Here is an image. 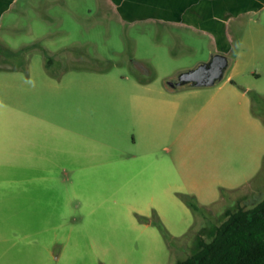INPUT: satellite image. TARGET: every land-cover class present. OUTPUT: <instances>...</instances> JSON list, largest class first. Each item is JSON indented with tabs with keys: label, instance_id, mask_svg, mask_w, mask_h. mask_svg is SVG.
<instances>
[{
	"label": "rangeland",
	"instance_id": "rangeland-1",
	"mask_svg": "<svg viewBox=\"0 0 264 264\" xmlns=\"http://www.w3.org/2000/svg\"><path fill=\"white\" fill-rule=\"evenodd\" d=\"M143 11L18 0L4 16L0 264H177L264 199V13L237 21L232 83L170 92L211 38ZM39 141L59 154L37 161Z\"/></svg>",
	"mask_w": 264,
	"mask_h": 264
},
{
	"label": "crops",
	"instance_id": "crops-1",
	"mask_svg": "<svg viewBox=\"0 0 264 264\" xmlns=\"http://www.w3.org/2000/svg\"><path fill=\"white\" fill-rule=\"evenodd\" d=\"M17 2L18 0H0V29L4 16L13 9ZM112 2L118 6L120 12L139 14V9H145V12L140 13H144L147 17L154 16L170 23H180L187 28L208 34L212 46L210 54H224L229 58L231 64L237 62L240 56L248 54L247 48L250 46V43H247L242 37L243 34L237 35L238 29L242 31V26L237 21L245 16L249 20L251 15L264 13V0H112ZM236 47L239 48L236 49ZM143 69L145 71L144 67ZM145 72L151 73L149 69ZM231 77L232 74H229L224 82L232 83ZM138 84L152 88L148 82H141V84L138 82ZM162 88L174 92L169 89L166 82ZM59 130H65L70 135L75 134L83 139L90 138L73 129L67 130L60 127ZM88 140H92V138ZM38 146L39 149L35 154L37 161L43 157V154L51 160L54 159L53 156L59 154L55 145L47 146L39 141ZM67 154L70 156V153Z\"/></svg>",
	"mask_w": 264,
	"mask_h": 264
},
{
	"label": "trees",
	"instance_id": "trees-1",
	"mask_svg": "<svg viewBox=\"0 0 264 264\" xmlns=\"http://www.w3.org/2000/svg\"><path fill=\"white\" fill-rule=\"evenodd\" d=\"M181 197L194 212H204L194 195ZM177 264H264V199L252 209L229 211L214 239Z\"/></svg>",
	"mask_w": 264,
	"mask_h": 264
},
{
	"label": "water",
	"instance_id": "water-1",
	"mask_svg": "<svg viewBox=\"0 0 264 264\" xmlns=\"http://www.w3.org/2000/svg\"><path fill=\"white\" fill-rule=\"evenodd\" d=\"M229 66V58L217 53L209 60L183 71L178 77L170 78L167 84L173 89L188 83H191L192 87L214 86L225 78Z\"/></svg>",
	"mask_w": 264,
	"mask_h": 264
},
{
	"label": "flooded vegetation",
	"instance_id": "flooded-vegetation-1",
	"mask_svg": "<svg viewBox=\"0 0 264 264\" xmlns=\"http://www.w3.org/2000/svg\"><path fill=\"white\" fill-rule=\"evenodd\" d=\"M215 54H216V53H215ZM215 54H211L210 58L213 57ZM210 58H209V59H210ZM209 59H208V60H209ZM204 61H205V60H202V61L197 62L195 65L187 66V67H183V68H181V69L178 70L174 75H171V76H169V78H167V80H166V84H167V81H168L170 78L178 77L183 71H185V70H187V69H190V68H193V67L199 65L200 63H202V62H204ZM137 62H138V61H137ZM230 64H231V62H230ZM167 86H168L169 89H171L172 91H178V90H181V89H184V88H187V87H192L191 83L185 84V85H183V86H180L179 88H174V89H173L172 87H170L168 84H167Z\"/></svg>",
	"mask_w": 264,
	"mask_h": 264
}]
</instances>
